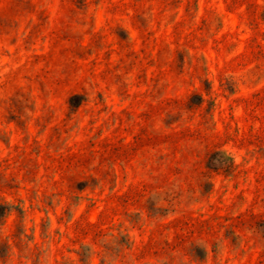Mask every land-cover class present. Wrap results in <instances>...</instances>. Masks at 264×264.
<instances>
[{
  "label": "rangeland",
  "instance_id": "obj_1",
  "mask_svg": "<svg viewBox=\"0 0 264 264\" xmlns=\"http://www.w3.org/2000/svg\"><path fill=\"white\" fill-rule=\"evenodd\" d=\"M0 264H264V0H0Z\"/></svg>",
  "mask_w": 264,
  "mask_h": 264
},
{
  "label": "trees",
  "instance_id": "obj_2",
  "mask_svg": "<svg viewBox=\"0 0 264 264\" xmlns=\"http://www.w3.org/2000/svg\"><path fill=\"white\" fill-rule=\"evenodd\" d=\"M224 154H226V153H224ZM222 162H223L224 167L226 169L232 168L235 164L234 158L231 156H228L227 154H226V156H224V158H222Z\"/></svg>",
  "mask_w": 264,
  "mask_h": 264
}]
</instances>
